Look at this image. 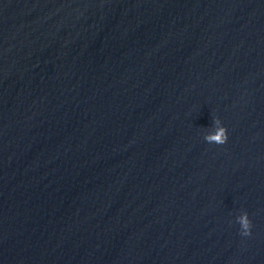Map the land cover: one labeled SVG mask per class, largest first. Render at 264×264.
<instances>
[{
  "label": "clouds",
  "instance_id": "clouds-1",
  "mask_svg": "<svg viewBox=\"0 0 264 264\" xmlns=\"http://www.w3.org/2000/svg\"><path fill=\"white\" fill-rule=\"evenodd\" d=\"M214 126H216L215 134H210L205 136V140L208 143L215 144H225L228 139L227 128L221 124L219 119L214 120ZM236 222L240 225V234L242 236H250L252 222L249 219V215L246 211L241 212L239 216L236 217Z\"/></svg>",
  "mask_w": 264,
  "mask_h": 264
}]
</instances>
